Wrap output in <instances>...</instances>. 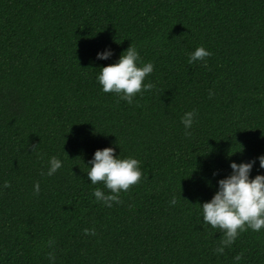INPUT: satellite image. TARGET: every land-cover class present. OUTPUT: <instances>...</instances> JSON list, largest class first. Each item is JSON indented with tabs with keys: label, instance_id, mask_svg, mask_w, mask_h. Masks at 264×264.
<instances>
[{
	"label": "trees",
	"instance_id": "16d2710c",
	"mask_svg": "<svg viewBox=\"0 0 264 264\" xmlns=\"http://www.w3.org/2000/svg\"><path fill=\"white\" fill-rule=\"evenodd\" d=\"M130 45L154 66L132 104L95 79ZM197 46L206 64L187 62ZM108 146L142 171L111 208L86 173ZM261 154L264 0H0V264H264V229L218 255L199 211L230 161ZM51 156L63 166L42 175Z\"/></svg>",
	"mask_w": 264,
	"mask_h": 264
},
{
	"label": "clouds",
	"instance_id": "9594fccd",
	"mask_svg": "<svg viewBox=\"0 0 264 264\" xmlns=\"http://www.w3.org/2000/svg\"><path fill=\"white\" fill-rule=\"evenodd\" d=\"M189 64L195 61L207 63L206 58L211 56V52L203 46H197L188 53ZM113 52L109 48L96 53V59L109 60ZM154 70L153 64L142 62L135 47L129 46L123 51L114 63L107 64L99 68L95 79L104 93H112L120 100L128 104L134 102V97L153 87L151 82H145V78ZM209 96L212 92L209 91ZM197 113L195 109L185 111L181 116L180 123L184 128V135L190 137L195 123ZM115 149L111 146L96 149L91 159L88 161L87 178L91 185L100 187L92 189V196L95 201L100 202L105 207L111 208L113 203L120 204V195L127 192L131 186L138 184L142 178L140 168L141 162L132 157H121L114 154ZM258 161L259 169H264V154L248 161L229 162L230 173L216 181V190L210 200L199 204L202 225H208L212 229H219L222 236L218 246L213 251L222 255L226 247H231L237 237L251 230L260 232L264 229V173L258 172L254 177L250 173ZM47 169L42 175L52 176L62 168V161L56 156H51L47 160ZM213 175H217L216 172ZM7 181L2 187H8ZM33 194L40 191L39 182L33 183ZM176 197L173 196L169 203L175 205ZM85 235H95L94 229H84ZM52 241L48 242L51 247ZM49 264H55V256L48 252ZM243 254L237 253L233 258V264H240Z\"/></svg>",
	"mask_w": 264,
	"mask_h": 264
}]
</instances>
